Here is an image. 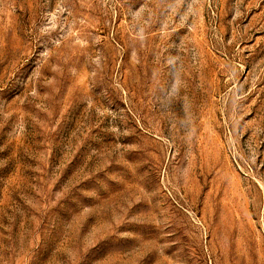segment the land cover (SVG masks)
Here are the masks:
<instances>
[{
	"label": "rangeland",
	"instance_id": "1",
	"mask_svg": "<svg viewBox=\"0 0 264 264\" xmlns=\"http://www.w3.org/2000/svg\"><path fill=\"white\" fill-rule=\"evenodd\" d=\"M0 264H264V0H0Z\"/></svg>",
	"mask_w": 264,
	"mask_h": 264
}]
</instances>
